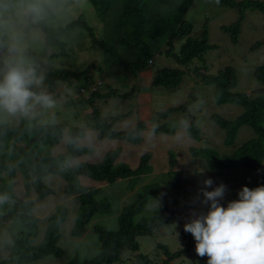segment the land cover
<instances>
[{
  "label": "rangeland",
  "instance_id": "obj_1",
  "mask_svg": "<svg viewBox=\"0 0 264 264\" xmlns=\"http://www.w3.org/2000/svg\"><path fill=\"white\" fill-rule=\"evenodd\" d=\"M45 1L50 8L43 9L42 13V7L16 0L18 10L14 15L0 22V67L5 60L22 59L32 63L44 79L51 69L89 67L90 74L111 83L113 88L127 94L122 97H112L105 104L103 101L99 102L103 116L109 118L111 115H121L114 124V128L132 129L140 120H144L146 126L137 143L123 139L99 138L96 130L86 126L84 116L91 111L89 106L66 103L69 97L78 96L75 86L66 83L59 84L53 91L47 84L43 85V90L54 100L51 108L37 106L35 115L31 117L12 116L0 112V122L21 125L32 121L38 123L64 121L68 126L77 125L85 128L83 136L78 138V143L88 148V152L80 155L78 162L100 163L107 151L116 150L114 166L135 168L144 153L149 154L151 166V171L142 174L136 178V181L132 178H124L112 183H104L81 176L80 182L84 186L102 189L96 197L108 198L111 209L106 214L97 213L80 237L71 234L78 201L74 195L66 194L64 181L60 176L48 175L44 182L51 187L52 192L42 197L31 193L35 201L32 213L41 217V232L44 229L43 218L47 217L57 204L67 205L68 216L60 226L59 241L66 250V254L60 259L49 256L47 262L67 261L74 255H78L81 259L94 256L100 248L99 239L93 230L94 225L102 224L110 229H116L121 208L133 202L136 194L144 186L155 185L159 190L149 194L145 208L134 217V220L151 217L159 208L165 206L174 207L177 213L169 219L167 225L156 228L151 234L139 236L137 252L125 249L120 260L112 264H136L138 254L147 255L155 263L167 259L169 264H207V256L201 258L197 255L196 241L191 233H189L191 245L185 248L187 243L185 232H183L184 224L192 218L193 208L197 213H206L208 210L207 206L199 202L193 204L205 179L212 178L213 187L221 183L227 186V192L221 201L225 206L228 201L237 199L238 191L248 184L249 173L245 167L229 164L225 168L226 165L223 166L222 161L217 165L204 150L211 149L219 159L223 158L226 162L225 156L233 154L246 140L257 136V132L250 125L245 124L237 131L233 143L227 144L225 128L212 117L216 114L218 117L234 120L242 114L243 107L238 103L217 102L215 84H208L199 73L188 71V68L178 89L169 90L165 87L152 89L149 81L124 70L125 64L134 54L123 55V52L126 50L130 52L133 46L122 47L119 43L117 33L123 32L113 27V18L108 17L106 21H102L89 0ZM181 1L183 0H169L167 3H162L157 0H147V22L150 23L159 13L172 12ZM120 4L116 3L114 6L120 7ZM50 11L53 15L48 16L47 23L52 29L84 16L88 25L93 27L97 39L106 37L112 40L117 47L119 57L114 58L110 52H105L99 45L93 46V37L82 27L74 29L65 39L64 44L47 47L43 30L32 23L43 18V14L48 15ZM237 16V9L221 5L219 0H193L186 15L187 21L193 25L191 35L199 36L204 22L208 20L209 43L214 47L206 51L204 60H195L192 65L205 63L209 73H216L220 68L231 65L236 68L238 75V84L232 88L233 92L252 95L258 93L264 96V84L256 76L257 67L264 64V13L260 10L246 11L238 41L233 42L230 33L222 26L233 23ZM165 39L160 38L159 41L164 42L155 49L153 70L165 66H177L176 60L167 57L164 53L167 48ZM184 39L174 40V52H179ZM257 42L260 45L252 49ZM92 64L102 65L105 69L103 72L99 71ZM131 90L134 93H131ZM144 103L148 106H144ZM192 129H196L197 132L191 134ZM66 137L67 134L59 144L54 146V152L64 151ZM260 172L264 174V161ZM173 177L177 179L180 187L172 182ZM5 183L10 184L15 193L23 192V186L18 182V177L5 179ZM200 198L202 199V196ZM3 211L0 208V260L9 256V246L13 235L25 230L18 219L9 222L2 220ZM164 246L171 254L184 248L185 250L181 255L172 258V256H166ZM43 262L39 260L31 264H43Z\"/></svg>",
  "mask_w": 264,
  "mask_h": 264
},
{
  "label": "trees",
  "instance_id": "obj_2",
  "mask_svg": "<svg viewBox=\"0 0 264 264\" xmlns=\"http://www.w3.org/2000/svg\"><path fill=\"white\" fill-rule=\"evenodd\" d=\"M31 5L49 9L45 0H23ZM96 10V14L102 21L108 17L113 18V27L123 33L118 34L119 43L123 46H133L125 54L134 55L124 67L126 72L134 76L149 70L151 72V87H165L169 90L178 89L183 81L186 69L199 73L208 84H215L216 101L223 103H238L243 107V112L234 120H227L212 115L217 123L225 128L227 144L233 143L237 131L245 124L250 125L257 136L246 140L233 154L226 157V162L217 157L211 149H204L207 155L217 165L220 161L227 168L229 164L233 166H243L248 170L249 181L247 186L255 188L264 185V174L260 172V167L264 161V96L258 93L248 94L233 92L238 84L236 68L227 65L220 68L216 73H209L205 63L203 65H192L195 60H204L206 51L212 47L209 43L208 20L204 22L199 36H192L193 25L187 21L186 15L192 5L193 0H183L180 5L170 13H159L153 17L150 23L147 22V0H89ZM120 7L114 6L116 3ZM167 3L169 0H157ZM221 5L235 8L238 11V18L229 25H223V29L230 33L233 42L238 41L242 21L245 12L248 10H260L264 13V0H219ZM16 0H0V22L8 19L18 10ZM48 15L43 14V18L32 23L35 27H40L45 34V44L47 47L58 46L65 43L71 32L77 27L86 29L93 37L92 45H99L105 52H110L114 58H118V50L112 40L106 37L95 36L93 27L88 25L84 16H80L69 21L56 29L49 27L47 23ZM166 38L165 55L176 60L177 66H165L153 70L152 65L155 59V49L159 48ZM185 38L180 46L179 52H174V40ZM259 42L252 46L255 49ZM161 52H163L161 50ZM127 56V55H126ZM99 71H104V66L94 65ZM90 68L66 69L56 68L49 70L44 79L43 85L47 84L51 91L55 90L61 83L75 86L79 92L81 85L92 81L94 76L89 73ZM256 76L264 84V64L256 69ZM75 80V81H74ZM78 82V83H75ZM44 87V86H43ZM131 93H134L131 90ZM124 94L112 84L102 79V82L94 91L87 95L69 97L67 104H82L89 106L91 111L84 116L86 126L96 130L99 138L123 139L131 143H137L141 139V132L146 124L140 120L135 128L128 130H117L114 124L121 115H111L109 118L102 115L99 102L108 103L112 97H122ZM84 127L70 125L64 121L58 123L32 121L28 124L15 125L7 122H0V195H6L0 208L3 209L2 220L9 222L18 219L24 225L25 230L13 235L10 244V253L7 258L1 259L0 264H31L43 260V264H112L119 261L125 249L137 252L139 250L138 237L151 234L156 228L168 224L177 210L171 206L159 208L153 216L141 218L138 221L134 217L141 212L148 201L151 192L158 191L155 185L144 186L139 191L133 202L124 205L118 215V227L110 229L102 224H95L93 230L96 232L100 242L98 253L90 258L81 259L74 255L67 261L47 262L49 256L63 258L66 250L59 244L61 232L60 226L67 219L68 207L64 203L57 204L47 217L43 218L44 229L40 223L41 217L32 213L35 201L31 193L38 197L45 196L52 192L47 186L45 178L54 174L60 176L64 181V191L67 195H74L78 201V208L71 234L76 237L82 236L87 230L88 224L97 213H109L111 204L108 198H97L101 193L100 187H86L80 182V177L85 176L95 180L105 182H115L119 179L136 178L142 174L149 173V154L144 153L140 163L135 168L128 166H114L113 160L117 156L116 150H109L100 163L78 162L80 155L88 152V148L78 143V138L83 136ZM192 129L191 134L196 133ZM66 137L65 149L62 152H54L53 148ZM18 177V182L23 186L22 193H15L11 185L5 183V179ZM172 182L180 187L176 178ZM183 232L184 229H183ZM186 247H190L191 240L189 233L185 232ZM170 253L164 246L167 257L181 255L185 250ZM136 264H169L167 259L160 263H155L147 255L138 254Z\"/></svg>",
  "mask_w": 264,
  "mask_h": 264
},
{
  "label": "clouds",
  "instance_id": "obj_3",
  "mask_svg": "<svg viewBox=\"0 0 264 264\" xmlns=\"http://www.w3.org/2000/svg\"><path fill=\"white\" fill-rule=\"evenodd\" d=\"M43 81L32 63L5 60L0 67V112L31 117L37 106L51 108L54 100L43 90ZM97 81L101 83L102 79L94 76L93 82L81 85L78 95L94 91L89 86L95 83L97 87ZM213 184L212 178L205 179L193 200V204L207 206V212L197 213L193 208L192 218L184 224V231L196 241L197 255L207 256V264H264V185L242 186L238 198L225 206L221 201L227 186ZM6 199V195H0V203Z\"/></svg>",
  "mask_w": 264,
  "mask_h": 264
},
{
  "label": "crops",
  "instance_id": "obj_4",
  "mask_svg": "<svg viewBox=\"0 0 264 264\" xmlns=\"http://www.w3.org/2000/svg\"><path fill=\"white\" fill-rule=\"evenodd\" d=\"M140 76L143 78V80H147V81H149L150 82V84H151V72L149 71V70H147V71H143V72H141L140 73ZM146 77V78H145ZM147 103H148V101H147ZM145 104V103H144ZM144 106H148V105H144Z\"/></svg>",
  "mask_w": 264,
  "mask_h": 264
},
{
  "label": "built area",
  "instance_id": "obj_5",
  "mask_svg": "<svg viewBox=\"0 0 264 264\" xmlns=\"http://www.w3.org/2000/svg\"><path fill=\"white\" fill-rule=\"evenodd\" d=\"M97 83H100V81H97ZM89 88L91 90H94L96 88V84L95 83L90 84ZM82 91H86V88H82Z\"/></svg>",
  "mask_w": 264,
  "mask_h": 264
}]
</instances>
